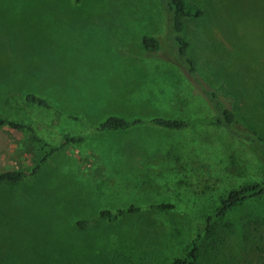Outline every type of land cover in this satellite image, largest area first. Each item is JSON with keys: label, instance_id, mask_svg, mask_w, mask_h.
Listing matches in <instances>:
<instances>
[{"label": "rangeland", "instance_id": "374dc122", "mask_svg": "<svg viewBox=\"0 0 264 264\" xmlns=\"http://www.w3.org/2000/svg\"><path fill=\"white\" fill-rule=\"evenodd\" d=\"M184 2L199 12L183 33L196 71L264 143V0ZM167 20L161 0H0V117L32 131L0 127V172L37 167L0 184V264H172L226 191L264 177L249 145L218 127L94 131L107 116H211L169 63ZM143 36L158 40L156 57ZM34 138L53 150L44 160ZM263 217L264 198L233 208L225 244L212 253L204 242L199 264H264Z\"/></svg>", "mask_w": 264, "mask_h": 264}, {"label": "trees", "instance_id": "16d2710c", "mask_svg": "<svg viewBox=\"0 0 264 264\" xmlns=\"http://www.w3.org/2000/svg\"><path fill=\"white\" fill-rule=\"evenodd\" d=\"M161 2L162 7L168 16V50L171 54L169 63L179 71L187 84L207 105L209 111L211 112V116L189 120L159 116L146 120L138 118L128 120L121 117L107 116L104 117L101 122L94 125V131H124L135 126H152L169 131H180L197 125L218 127L222 129V131H224L231 139L238 140L249 145L248 147L256 156V160L264 166V143L262 140L256 136L254 132L238 123L231 107L232 97L219 93L214 87L207 83L196 71L194 62L187 54V43L183 38L184 24L187 20L198 17L199 12H197L195 8L188 6L184 0H161ZM141 48L147 56L155 55V57L161 50L158 40L152 36H143L141 38ZM22 99L27 104L35 105L44 109H50V106L37 96L26 94L23 95ZM2 126L15 131L32 132L31 129L24 124L0 117V127ZM34 141L40 146L43 153L42 160H44L47 157L44 150L46 149L47 153L52 152L53 150L49 145L41 140L34 138ZM66 141L70 143H80L82 142V139L81 137L76 139L67 138ZM207 159L208 161H211V159ZM176 164L179 169L183 168L182 164H185L186 166L185 161ZM36 170L37 167L35 166L31 168L28 173L23 171L0 172V184L16 185L22 182L28 175H33ZM262 198H264V177L259 181L244 183L226 191V193L218 199L215 208L204 217L203 224L196 226L194 239L184 256L175 259L172 264H199L200 249L204 242H206V247L210 249L212 253H216L219 248L222 247V244H225V239L228 238V235L226 236V231H223L224 227L220 225L223 217L233 208L245 202L260 200ZM151 208L168 209V206L152 205ZM137 210L138 209L134 206L128 207L126 210H117L115 212L103 210L97 213V217L105 220L106 222H113L125 215L133 214ZM254 219L255 221L251 223V228H258L262 225V222L264 225V217L261 218L262 222L259 218ZM75 226L79 229H85L88 226V222L77 221L75 222ZM243 240H246L245 235L243 236ZM258 240L264 242V237L259 235ZM237 247L240 248L239 246ZM234 255L236 254L234 253ZM257 261H260L259 258H257Z\"/></svg>", "mask_w": 264, "mask_h": 264}]
</instances>
